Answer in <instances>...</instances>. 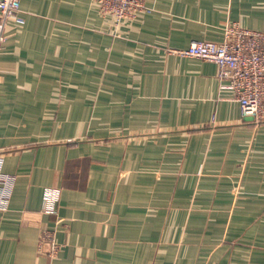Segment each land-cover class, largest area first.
<instances>
[{"label":"crops","instance_id":"obj_1","mask_svg":"<svg viewBox=\"0 0 264 264\" xmlns=\"http://www.w3.org/2000/svg\"><path fill=\"white\" fill-rule=\"evenodd\" d=\"M145 3L117 23L95 0H21L6 22L0 264H264V120L176 52L264 31V0Z\"/></svg>","mask_w":264,"mask_h":264},{"label":"built area","instance_id":"obj_2","mask_svg":"<svg viewBox=\"0 0 264 264\" xmlns=\"http://www.w3.org/2000/svg\"><path fill=\"white\" fill-rule=\"evenodd\" d=\"M95 1L101 13L113 16L117 22L136 17L147 8L145 0ZM9 19L24 21L21 0H0V51L6 40L5 26ZM176 52L216 63L222 87L233 91L243 113L253 116L257 122L264 120V31L232 21L224 26L222 41L195 40ZM4 154L0 146V210L8 208L16 181L15 174L3 170ZM54 205L55 197L49 195L45 209H54ZM40 248L49 254L57 252L59 245L54 232L44 230Z\"/></svg>","mask_w":264,"mask_h":264},{"label":"rangeland","instance_id":"obj_3","mask_svg":"<svg viewBox=\"0 0 264 264\" xmlns=\"http://www.w3.org/2000/svg\"><path fill=\"white\" fill-rule=\"evenodd\" d=\"M134 18V17H133ZM129 19H132V18H129ZM117 22V21H116ZM117 23H121V22H117Z\"/></svg>","mask_w":264,"mask_h":264}]
</instances>
